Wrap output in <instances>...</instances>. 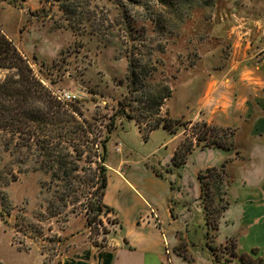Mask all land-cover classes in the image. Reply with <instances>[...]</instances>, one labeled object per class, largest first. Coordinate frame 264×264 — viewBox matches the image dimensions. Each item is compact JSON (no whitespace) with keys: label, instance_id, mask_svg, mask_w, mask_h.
Segmentation results:
<instances>
[{"label":"rangeland","instance_id":"1","mask_svg":"<svg viewBox=\"0 0 264 264\" xmlns=\"http://www.w3.org/2000/svg\"><path fill=\"white\" fill-rule=\"evenodd\" d=\"M141 1L0 0V25L55 95L64 91L77 95L68 102L79 107L80 119L96 123L105 132V125L116 118L107 143L108 164L116 166L122 158L128 164L144 160L167 173L175 168L158 160L162 130L146 136L147 121L140 131L136 117L127 116L136 114L132 107L127 114L122 111L121 103H128L129 55L136 47V53L158 60V72L151 81L155 86L161 81L172 86L173 94L161 108V114L172 118L171 110L183 114L200 110L213 80L229 78L233 83L254 70L251 75L261 76L257 86L264 87V0H198L191 9L179 5L176 13L164 11L154 0ZM154 10L163 14L159 22L149 19ZM126 14L135 23L132 35L124 29ZM7 72L0 68V79ZM175 119L172 127L181 133L180 145L192 140L196 147H230L233 127L207 121L216 126L212 130L202 125L204 118L190 115ZM25 169L5 150L0 134V264H60L64 252L74 251L77 233L91 242L106 243L114 227L112 214L102 216L109 233L102 227L99 233L92 231L87 225L85 195L81 201L75 202L74 196L64 200L63 193L69 191L58 188L50 174ZM205 180V189L217 194L206 209L214 223L226 201L215 189L217 179ZM234 244L232 238L216 246L223 264L236 259L257 264L259 259L249 255L237 257Z\"/></svg>","mask_w":264,"mask_h":264},{"label":"crops","instance_id":"2","mask_svg":"<svg viewBox=\"0 0 264 264\" xmlns=\"http://www.w3.org/2000/svg\"><path fill=\"white\" fill-rule=\"evenodd\" d=\"M255 73L248 70L233 83L213 80L198 111H170L174 118L190 115L233 127L230 147H194L182 166L167 173L144 160L108 164L104 202L114 208L112 232L104 245L74 234V251L64 252L60 264H223L216 246L232 238L237 257L249 255L264 264V87L257 86L261 76ZM159 130L160 154L154 155L160 165L173 166L181 133L160 126L150 135ZM226 159L227 205L213 223L202 203L199 173ZM228 264L252 263L236 259Z\"/></svg>","mask_w":264,"mask_h":264},{"label":"trees","instance_id":"3","mask_svg":"<svg viewBox=\"0 0 264 264\" xmlns=\"http://www.w3.org/2000/svg\"><path fill=\"white\" fill-rule=\"evenodd\" d=\"M154 2L159 3L164 11L176 13L179 5L187 4L191 9L198 0H154ZM68 11L73 12L71 7ZM163 18V14L156 10L149 16V19L155 22ZM134 24L132 18L126 14L124 29H127L128 35H132ZM135 48L129 55L128 103H121L122 111L127 114V108L132 107L136 114L128 113L127 116L136 117L140 130L145 129L143 123L147 121L146 136L160 126L175 132L172 124L177 119L161 114L162 105L172 96L173 88L164 81L154 85L151 80L158 72V60L152 56L146 57L140 51L136 53ZM0 66L8 69L5 77L0 79V134L5 150L9 151L16 161L25 164V170L50 174L58 188L69 191L63 193L64 200L68 196H74L75 202L81 201L80 197L85 195L88 227L92 231L96 229L98 233L102 227L106 234L109 233L110 230L106 228L102 216L114 212V208L104 202V195L108 186L107 143L117 126L116 118L113 117L105 125V132H101L96 123L88 119H80L77 115L80 114L79 107L73 102L60 100L52 89L44 84L35 73L29 58L1 25ZM202 125L217 130L215 125L207 121ZM195 145L191 140L175 150L172 157L174 168L186 162L188 154L196 147ZM226 162L227 159L221 165L208 167L199 173L202 200L206 209L210 205L209 199L212 202L217 198V194H210L208 187L205 189V184L208 182L205 180L206 177L217 179L215 189L221 193L220 199L226 201L223 196L227 183ZM4 198L6 195L3 196L5 201ZM226 205L227 201L224 207ZM92 243L105 244L97 239Z\"/></svg>","mask_w":264,"mask_h":264},{"label":"built area","instance_id":"4","mask_svg":"<svg viewBox=\"0 0 264 264\" xmlns=\"http://www.w3.org/2000/svg\"><path fill=\"white\" fill-rule=\"evenodd\" d=\"M56 96L64 101V102H68L70 100H75L77 98V95L74 94V93H71L70 91H64L62 93H59V94H56ZM117 149L119 150L120 149V146L117 147ZM167 252H169V249L166 250Z\"/></svg>","mask_w":264,"mask_h":264},{"label":"water","instance_id":"5","mask_svg":"<svg viewBox=\"0 0 264 264\" xmlns=\"http://www.w3.org/2000/svg\"><path fill=\"white\" fill-rule=\"evenodd\" d=\"M0 68H1V66H0Z\"/></svg>","mask_w":264,"mask_h":264}]
</instances>
